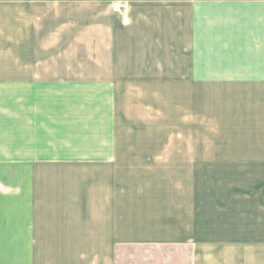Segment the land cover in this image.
I'll return each instance as SVG.
<instances>
[{
	"label": "rangeland",
	"instance_id": "374dc122",
	"mask_svg": "<svg viewBox=\"0 0 264 264\" xmlns=\"http://www.w3.org/2000/svg\"><path fill=\"white\" fill-rule=\"evenodd\" d=\"M62 36L46 33L34 50L47 61L46 79L0 80V264H51L60 258L33 256L35 245L49 247L44 234L85 248L105 215L116 263L165 264L167 249L182 248L167 233L196 232V222L212 231L228 210L244 212L246 188L264 179V96L182 85L166 79L164 65L111 75L136 79H95L101 60L84 64L85 50L59 47L69 41ZM85 208L88 237L70 224Z\"/></svg>",
	"mask_w": 264,
	"mask_h": 264
},
{
	"label": "crops",
	"instance_id": "0c3cea01",
	"mask_svg": "<svg viewBox=\"0 0 264 264\" xmlns=\"http://www.w3.org/2000/svg\"><path fill=\"white\" fill-rule=\"evenodd\" d=\"M119 3L126 5L123 14L113 11ZM123 15L129 17L128 25L123 24ZM49 32L60 40L68 34V44L59 47L85 50L84 64H92L94 58L101 60L104 68L97 73L102 76L95 79H136L111 75H136L146 66L150 68L145 73L157 72V67L164 65L165 73L172 74L166 79L182 85L196 81L199 89L203 84L218 92L227 87L230 96L238 95L234 89L264 96V0H0V66H5L2 72L6 74L0 80L21 81L19 85L23 87L46 79L43 72L47 61L36 59L40 55L34 50L41 48L40 41H45ZM25 90L22 88L23 95H31ZM54 166L62 165L50 167ZM262 173L264 176V170ZM246 191L251 199L242 215L234 217L228 210L212 231H205L196 222L202 227L196 232L178 238L167 233L164 240L181 242L182 248L167 249L165 264H264V179ZM107 192L103 190L109 198ZM107 202L104 212L108 214L110 200ZM87 211L81 209L70 224L84 226L81 229L88 237L89 224L94 221L90 222ZM56 220L54 217L52 223L60 224ZM109 220L110 216L103 217L104 228L87 238L89 242L93 239V244L85 248L71 243L75 237L44 234L49 247L42 252L35 245L33 256L60 258L51 264H120L113 257L116 254L110 248V235L104 232ZM165 224L172 226V219L167 217ZM79 231V237H83ZM38 235H33L37 241ZM113 236V240L124 241L120 234Z\"/></svg>",
	"mask_w": 264,
	"mask_h": 264
},
{
	"label": "built area",
	"instance_id": "2783aa9c",
	"mask_svg": "<svg viewBox=\"0 0 264 264\" xmlns=\"http://www.w3.org/2000/svg\"><path fill=\"white\" fill-rule=\"evenodd\" d=\"M125 8H126L125 4L119 3V4L113 6V11L116 13L122 12V14H123L125 11ZM122 22H123V24L128 25L129 24V17L123 15Z\"/></svg>",
	"mask_w": 264,
	"mask_h": 264
}]
</instances>
